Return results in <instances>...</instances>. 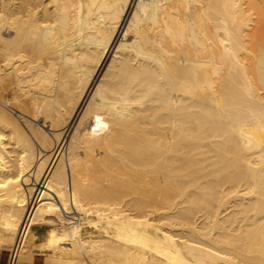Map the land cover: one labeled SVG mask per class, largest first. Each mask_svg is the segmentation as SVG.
<instances>
[{"label":"bare ground","instance_id":"1","mask_svg":"<svg viewBox=\"0 0 264 264\" xmlns=\"http://www.w3.org/2000/svg\"><path fill=\"white\" fill-rule=\"evenodd\" d=\"M2 249L264 264V0H0Z\"/></svg>","mask_w":264,"mask_h":264},{"label":"crops","instance_id":"2","mask_svg":"<svg viewBox=\"0 0 264 264\" xmlns=\"http://www.w3.org/2000/svg\"><path fill=\"white\" fill-rule=\"evenodd\" d=\"M8 251L7 249L0 250V264H7ZM21 264H44L42 255H35L32 261L23 262Z\"/></svg>","mask_w":264,"mask_h":264},{"label":"built area","instance_id":"3","mask_svg":"<svg viewBox=\"0 0 264 264\" xmlns=\"http://www.w3.org/2000/svg\"><path fill=\"white\" fill-rule=\"evenodd\" d=\"M7 264H20L19 261L16 262V253L11 249L8 250V260Z\"/></svg>","mask_w":264,"mask_h":264},{"label":"rangeland","instance_id":"4","mask_svg":"<svg viewBox=\"0 0 264 264\" xmlns=\"http://www.w3.org/2000/svg\"><path fill=\"white\" fill-rule=\"evenodd\" d=\"M38 123H40V124H44V120H42L41 118L38 120ZM65 147V146H64ZM60 148H61V146H60Z\"/></svg>","mask_w":264,"mask_h":264}]
</instances>
